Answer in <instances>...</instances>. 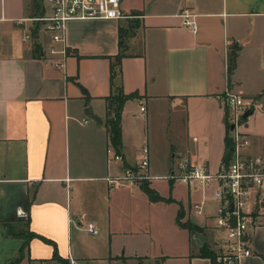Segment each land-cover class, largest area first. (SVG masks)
Here are the masks:
<instances>
[{
    "label": "crops",
    "instance_id": "0c3cea01",
    "mask_svg": "<svg viewBox=\"0 0 264 264\" xmlns=\"http://www.w3.org/2000/svg\"><path fill=\"white\" fill-rule=\"evenodd\" d=\"M37 1L0 0V264L17 256L26 231L54 242L58 257L34 237L18 264H211L194 237L203 243L205 227L214 230L215 182L162 177L181 156L218 172L229 132L226 89L249 108L239 127L250 140L246 153L264 157V0L121 4V19L68 20L64 57L48 52L51 41L39 28L24 39L28 19L46 14L45 0ZM185 10L195 31L183 24ZM230 45L237 54L228 78ZM120 50L122 88L138 96L122 108L121 160L108 162L105 97ZM144 145L158 177L148 186L169 200L151 201L140 186L110 188L104 179L134 166ZM180 209L181 221L200 232L178 225ZM163 210L169 215L161 220ZM252 215L251 255L238 264H264V212ZM88 221L98 234L84 230Z\"/></svg>",
    "mask_w": 264,
    "mask_h": 264
},
{
    "label": "built area",
    "instance_id": "2783aa9c",
    "mask_svg": "<svg viewBox=\"0 0 264 264\" xmlns=\"http://www.w3.org/2000/svg\"><path fill=\"white\" fill-rule=\"evenodd\" d=\"M45 1L47 2L46 14L28 19L33 24L24 35V39H29L33 31L37 32L39 28L51 41L48 52L61 57L67 54L65 26L68 20L126 17L120 0ZM183 16L185 18L183 24L195 31L196 24L192 14L185 10ZM53 65L62 67L63 63L55 60ZM221 98L228 107L229 136L232 142L231 155L227 163L222 162L218 172L212 175L203 164L188 156H181L176 161L175 169L162 178L173 179L188 186L201 187L215 182L212 197L218 201L214 225L216 233L214 249L218 252L217 261L238 264L242 257L251 255L249 232L254 218L249 205L260 201L264 194V157L246 153L250 140L239 129V125L243 114L249 108L245 107L238 95L227 89ZM139 110L143 113L144 107H140ZM141 151V156L134 166L124 167L117 173L105 176L104 179L110 188L121 185L140 186L158 178L150 175V156L147 146L144 145ZM106 152L108 162L121 160V156L112 145L108 146ZM231 207L232 210H230ZM194 209L197 214H202L203 202L195 205ZM83 228L92 235L98 234V229L93 222L88 221ZM70 264L74 262L71 260Z\"/></svg>",
    "mask_w": 264,
    "mask_h": 264
},
{
    "label": "trees",
    "instance_id": "16d2710c",
    "mask_svg": "<svg viewBox=\"0 0 264 264\" xmlns=\"http://www.w3.org/2000/svg\"><path fill=\"white\" fill-rule=\"evenodd\" d=\"M37 2L38 1L35 0V3ZM35 36L36 34L33 31V37ZM33 51H35L36 56H40L37 44L33 45ZM236 54H237L236 47L230 45L228 48V55H227V72L229 75L232 73V70L234 68ZM122 56L123 53L120 50V52L116 56L112 57L113 60L110 65L111 91L110 94L107 97H105V102H106L105 125H106L107 136H108L109 144L113 146V148L117 153H119V149L121 146L120 119H121L122 108L127 100L136 98L138 96L137 92L134 91L131 93H125L122 88L121 68H120V60ZM227 128L229 131L230 124L228 122H227ZM231 146H232V142L228 132V135H226L225 137V156L222 159V162L227 163V161L229 160L231 155ZM140 187L147 194L148 198L151 201L169 200L160 197L154 190L150 189L147 182L141 184ZM182 214L183 212L180 209L179 213L176 216V222L178 223V225L188 229L190 233H196L202 230L201 228H199L198 226H196L195 224L191 223L188 220L182 222L181 221ZM34 237L41 239L45 243L52 244L54 248V257H58L56 245L54 244V242L46 239L42 235L36 234L31 231H26L23 236V241L21 243V246L18 250V254L13 258L10 264H18L22 260V258L24 257V252L28 250L29 240ZM198 255L208 258L211 264H225L221 261H217L218 252L214 248H210L209 245L205 242H203L202 245L199 247Z\"/></svg>",
    "mask_w": 264,
    "mask_h": 264
},
{
    "label": "rangeland",
    "instance_id": "374dc122",
    "mask_svg": "<svg viewBox=\"0 0 264 264\" xmlns=\"http://www.w3.org/2000/svg\"><path fill=\"white\" fill-rule=\"evenodd\" d=\"M160 1L161 0H120L121 4H123L125 6L129 5L130 8H133L135 10H139L141 8H144V7L147 8V9H152L153 6L155 4H159ZM226 73H227V77L229 78L230 75L228 74V72H226ZM245 121L246 120L242 119V121L240 122V125H239L240 128L244 127L243 125H244ZM255 205H258V208H257V210L256 209L252 210V212L253 211L257 212L259 210L264 212V194L262 195L261 202L257 201ZM169 207H171V206H169ZM168 215H169V213L167 212V210H163L162 216H161V220L166 219ZM158 227L162 228L161 223L158 225ZM205 229L207 230V233H205V237L202 236V239L204 240L203 242L207 243L210 248H214V242H215V239H216V233L214 232V230L211 227H205ZM198 232H200V231H198ZM111 263L112 264H124L123 262H120V261H114V262H111Z\"/></svg>",
    "mask_w": 264,
    "mask_h": 264
},
{
    "label": "water",
    "instance_id": "95a60500",
    "mask_svg": "<svg viewBox=\"0 0 264 264\" xmlns=\"http://www.w3.org/2000/svg\"><path fill=\"white\" fill-rule=\"evenodd\" d=\"M249 114H250V112H249V111H246V112L243 114V119H245ZM94 119H98V118L95 117ZM231 128H232V126H231ZM230 210H232V207L230 208ZM194 240H195L196 242H198L200 245L202 244V242H201L198 238L194 237Z\"/></svg>",
    "mask_w": 264,
    "mask_h": 264
}]
</instances>
